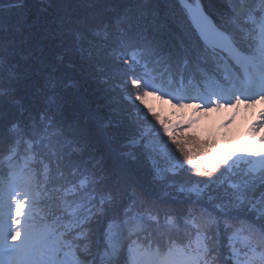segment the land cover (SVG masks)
<instances>
[{
    "label": "snow or ice",
    "instance_id": "6c2138e0",
    "mask_svg": "<svg viewBox=\"0 0 264 264\" xmlns=\"http://www.w3.org/2000/svg\"><path fill=\"white\" fill-rule=\"evenodd\" d=\"M82 2L98 18L50 27L52 61L31 34L15 50L0 39V107L19 104L20 86L43 101L20 106L23 122L0 111V264H264V152L195 132L203 115L264 104V0ZM90 85L94 103L82 94L69 116L62 93ZM150 96L193 116L164 119ZM262 128L264 110L252 136ZM129 161L150 164L153 188L178 184L180 206Z\"/></svg>",
    "mask_w": 264,
    "mask_h": 264
},
{
    "label": "trees",
    "instance_id": "16d2710c",
    "mask_svg": "<svg viewBox=\"0 0 264 264\" xmlns=\"http://www.w3.org/2000/svg\"><path fill=\"white\" fill-rule=\"evenodd\" d=\"M12 3L13 0H0V39L8 42L9 47L15 50L19 47L18 41L21 35L24 33L31 34L37 52H40L42 49L44 58L49 61L54 59V53L62 51L61 49H57L53 42L44 39L45 33L50 27L54 28L57 22L65 19L69 15L88 22H91L94 18H98V15L94 17L93 10L86 2H82V0H22V4L19 7H10L9 5ZM112 6L122 7L123 0H114ZM218 6L219 4L217 3V7ZM13 58L16 59V57ZM66 59H69V57H66ZM78 64L79 62L77 61V65ZM62 70L68 72L70 79L75 81L81 80L78 68H64ZM38 82L39 81H35L34 83ZM94 87V85H90L87 93H83L82 89L74 87H69L66 92L62 93L63 102H65V111L69 116H71L73 108L80 107V96L82 94L87 96L89 102L94 103ZM16 99L19 101V104H12L5 100L2 107H0V111L3 112L4 124H9L11 121L17 119L23 122L24 118L20 115L19 111L20 106L33 112L43 107V101L40 96L36 94L34 86H20L16 92ZM99 147L100 152L103 153L105 151L103 145ZM159 147L162 146L158 145V148ZM119 162L120 158L115 156L108 161L110 165L118 164ZM129 167L133 170L139 182L153 197L166 198L177 207L180 206L179 200L171 201L168 195L169 192L176 196L183 195L179 192L178 184L167 192L160 188H153L150 184L151 176L149 173V163L140 162L133 164L129 161ZM165 174L170 177L173 176V173H170V171ZM189 174H191V172H189ZM175 179L180 182L183 177L176 176ZM193 179L200 178L193 176Z\"/></svg>",
    "mask_w": 264,
    "mask_h": 264
},
{
    "label": "rangeland",
    "instance_id": "374dc122",
    "mask_svg": "<svg viewBox=\"0 0 264 264\" xmlns=\"http://www.w3.org/2000/svg\"><path fill=\"white\" fill-rule=\"evenodd\" d=\"M146 103L153 107L161 117L173 122L180 119L186 120L193 116L191 108L183 111L177 110L165 99H156L150 96L146 98ZM262 110H264V104L260 102H257L256 105L241 104L236 108H221L219 111L201 116L195 132L204 140L214 138L226 150H232L237 155L247 154L250 150H254L258 154L264 152V144L257 143L260 136L264 135V128L252 136L251 127L254 122H257L258 114ZM229 120L231 123L227 128H224V123ZM250 136H252L251 139H249ZM241 149L244 150L243 153H241ZM170 173L172 172L170 171Z\"/></svg>",
    "mask_w": 264,
    "mask_h": 264
}]
</instances>
